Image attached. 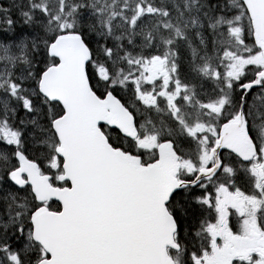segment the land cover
I'll return each instance as SVG.
<instances>
[{
  "label": "snow or ice",
  "instance_id": "obj_1",
  "mask_svg": "<svg viewBox=\"0 0 264 264\" xmlns=\"http://www.w3.org/2000/svg\"><path fill=\"white\" fill-rule=\"evenodd\" d=\"M0 264H264V0H0Z\"/></svg>",
  "mask_w": 264,
  "mask_h": 264
},
{
  "label": "flooded vegetation",
  "instance_id": "obj_2",
  "mask_svg": "<svg viewBox=\"0 0 264 264\" xmlns=\"http://www.w3.org/2000/svg\"><path fill=\"white\" fill-rule=\"evenodd\" d=\"M232 222H233L234 225L236 224V219H235V217L232 218Z\"/></svg>",
  "mask_w": 264,
  "mask_h": 264
}]
</instances>
